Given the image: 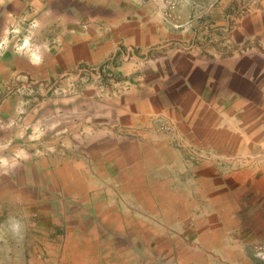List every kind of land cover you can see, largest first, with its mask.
Listing matches in <instances>:
<instances>
[{
  "label": "rangeland",
  "instance_id": "rangeland-1",
  "mask_svg": "<svg viewBox=\"0 0 264 264\" xmlns=\"http://www.w3.org/2000/svg\"><path fill=\"white\" fill-rule=\"evenodd\" d=\"M63 3L82 13L79 31L90 37L78 41L93 48L87 53L79 44L74 56L93 60L64 67L36 87L39 98L29 105L43 109L47 128L30 153L79 161L94 182L70 184L62 173L60 196L47 169L36 175L37 166L31 168L27 182L23 167H10L16 188L29 187L4 209L41 210L30 221L46 224L44 233L28 231L29 247L12 251L53 239L48 213L57 209V234H80V250L88 252L78 255V246L69 245L62 264H264V163L258 166L264 155L199 142L180 109L191 110L186 88L204 83L205 65L246 45L245 18L261 13L264 0ZM167 176L169 197L155 182ZM96 240L112 252L91 262Z\"/></svg>",
  "mask_w": 264,
  "mask_h": 264
},
{
  "label": "crops",
  "instance_id": "crops-1",
  "mask_svg": "<svg viewBox=\"0 0 264 264\" xmlns=\"http://www.w3.org/2000/svg\"><path fill=\"white\" fill-rule=\"evenodd\" d=\"M63 2L0 0V264H62V255L72 244L78 246V255L88 253L80 250V234H57L55 228L62 227L57 209L48 213L53 225L47 230L53 239L42 236L38 239L40 245L33 251L29 248L24 251L18 248V253L12 251V246L29 247L28 231L44 233L46 224L30 221L32 213L41 214V210L4 209L3 206L4 202H19L18 191L29 187L24 182L16 188L18 179L10 167H23L27 182L31 181L30 175L36 166L33 172L36 175L47 169L49 186L54 185L55 193L60 196L64 191L60 174L66 173L70 184L82 177L84 181L89 180L79 161L61 162L57 154L48 153L49 158H36L30 153L31 146L37 145L33 140L46 133L42 127L46 125L45 112L40 106L29 105L39 98L32 95L36 87L55 78L64 67L73 68L93 60L91 54L79 59L74 56L80 44L79 36L90 35L79 31V24L84 20L80 10ZM245 21L246 26L241 30L247 35L246 45L216 59L212 67L205 65L204 83L186 88L184 102L192 103L191 110L187 104L180 109L189 132L199 142L237 151L233 154L239 156L257 158L264 155V10L247 15ZM80 47L93 53L87 41H82ZM45 142L55 143L46 137ZM55 144L50 150H57ZM89 181L88 185L94 182L91 178ZM155 182L165 186L168 197L174 192L169 190V176L155 178ZM105 242L96 240V250L88 258L91 262L100 261L102 254L112 252L106 249L109 245Z\"/></svg>",
  "mask_w": 264,
  "mask_h": 264
}]
</instances>
